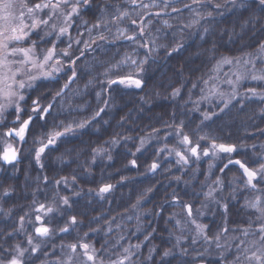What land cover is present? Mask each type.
Masks as SVG:
<instances>
[{"label": "trees", "instance_id": "obj_1", "mask_svg": "<svg viewBox=\"0 0 264 264\" xmlns=\"http://www.w3.org/2000/svg\"><path fill=\"white\" fill-rule=\"evenodd\" d=\"M224 3L175 0L173 8L179 11L172 8L169 14L160 15L169 21L168 27L162 26L167 31L158 30L159 23L145 29L141 22L146 15H140L136 27L129 28L128 36H135V40L119 37L112 41L105 35V40L98 39L100 27L104 30L111 22L121 21L114 18L124 9V0H93L83 10L84 26L94 24L95 28L90 32L81 27L75 33L73 29L70 40L61 47L66 49L73 40L71 57L65 59L79 57L74 65L76 78L70 83L58 79L40 94L31 92L23 103L27 110L24 118L31 112L32 100H39L41 107L51 105L50 113L45 120L35 119L25 141L16 144L19 162L0 161V185L7 188L0 199L5 214H9L8 220L0 221V259H10L17 246L25 245V264H58L67 258L66 245L80 242L94 246L105 264L124 259L126 248L130 259L125 264H234L239 250L252 247V241L258 240L254 235L258 223H254L255 213L246 203L261 193L245 186L246 177L237 165L225 168L228 161L222 159L216 164L195 159V164L187 165L177 158H164L154 147L150 152L139 148L147 136L173 131L188 135L193 145L200 147L213 141L234 144L238 151L233 158L250 168L264 163V99L243 98L249 89L264 95V81L245 80L242 95L226 103L206 100L216 83L219 60L227 58L264 70L259 57L263 53L264 13L253 0H248L252 5L248 11L231 5L215 8ZM251 16L257 19L245 26ZM188 31L191 34L185 39ZM148 38L152 57L145 66L143 87H109V77L134 71L130 67L131 42L138 45ZM118 64V69L113 68ZM176 90L179 94L173 95ZM205 115L211 118L206 120ZM77 121L87 124L46 149L42 166L38 165L37 138L58 122L76 127L78 123L73 122ZM154 163L158 167L152 170ZM17 166L13 177L11 171ZM105 185L112 186L110 191L100 193ZM6 191L10 194L4 195ZM209 191L211 197L206 195ZM65 197L68 205L63 203ZM37 199L53 207L47 220L53 228L48 237L37 236L27 220V201ZM184 205L192 206L191 217ZM72 217L77 220L74 225ZM192 220L205 226L207 240L198 235ZM62 228L68 231L62 232ZM29 237L32 245L28 244ZM37 245L39 251L32 253L31 248ZM81 251L78 248L77 252ZM166 251L171 255L165 257ZM81 260L86 257L79 256L75 264Z\"/></svg>", "mask_w": 264, "mask_h": 264}, {"label": "snow or ice", "instance_id": "obj_2", "mask_svg": "<svg viewBox=\"0 0 264 264\" xmlns=\"http://www.w3.org/2000/svg\"><path fill=\"white\" fill-rule=\"evenodd\" d=\"M132 4H136V0H131ZM193 3L202 4V0H193ZM256 8L264 13V0H253ZM231 5L232 8L242 9L248 11L252 5L248 3V0H225L224 4H216L215 8L220 9ZM90 6V0H0V117L9 109H13L15 112L14 124L19 125L18 127L10 128L5 136L13 137L17 139L18 142H24L26 135L30 131V126L33 121L37 118L40 120H45L47 115L50 113L51 105L47 107H41L39 100H32L31 112L27 114L26 119H22L26 113V109L22 107L23 103H26L25 92L29 89H34L37 87V82L40 80H52L56 78V74L63 70V64L58 57L57 53V43L62 42V38L69 35V29L72 28L73 18L80 15L81 7ZM143 8H149L154 5L143 4ZM165 7H168L167 0H165ZM185 7H190L186 5ZM174 12L179 11V9H172ZM155 15H161L160 12L155 13ZM211 16V13L208 14ZM127 12H121L116 19H123L127 17ZM257 19L255 16L249 17V20L245 22H252ZM59 21V23H57ZM198 23V21H194ZM132 24H136L135 20L131 21ZM167 23V22H165ZM98 26V25H97ZM243 27V26H242ZM140 34L143 35V29H141ZM36 39H33V37ZM120 36L124 39L135 40V36H128L123 31L120 32ZM55 37V39H51ZM99 40H105L106 37L100 35ZM77 44L80 43L79 40L75 41ZM95 41H93L94 43ZM41 43L51 44L50 47L40 49L39 45ZM142 47L144 45H141ZM72 47L69 43L68 48L61 49L59 52L60 56L71 57L69 49ZM88 44H85V48ZM261 51H264V44L260 45ZM83 54V53H82ZM79 57L70 60L72 68V76L69 77V83L76 78L75 63ZM146 62V61H145ZM225 63H232L231 60L224 58ZM123 63V62H121ZM132 64H136V61H132ZM143 63V62H142ZM118 65H114L113 68L118 69ZM139 71H143L142 68ZM104 75L109 76V72L105 71ZM244 77H237V80L243 79ZM253 80L264 81V75L252 76ZM91 83V81H89ZM107 84L109 87L112 85H123L125 87H135L142 88L144 81L139 77V72L136 75L129 73L127 75L118 76V78H108ZM64 88L68 87L66 83ZM249 92L253 96L257 95L256 89H249ZM179 90L173 95H178ZM56 95H60L57 92ZM264 99V95L261 96ZM227 107V104L225 105ZM101 111H103L101 109ZM99 115V113H97ZM211 117L205 115V119H210ZM87 122H81L76 125V128L82 129L86 126ZM59 126H55L53 130L45 133L44 140L40 141V147L35 149V160L37 164L40 163V159L46 149L54 146L58 140L61 138L74 133L76 129L72 125H66L63 127V131L57 130ZM182 135V133H177ZM204 140L205 137H201ZM115 143V141H114ZM143 143V142H142ZM182 144L192 145V140L188 135H183ZM211 153L208 149H204L202 155L207 157L210 154L215 156L217 154H232L238 151L237 146L234 144L226 143H216L213 141L210 145ZM200 145L197 143L195 146H190L187 148V152L195 157L197 160L200 159L201 152L199 151ZM176 155L184 163L188 162V156L176 152ZM19 159V150L14 147L13 143L5 140L4 147L0 151V161L6 164H15ZM132 165H136V161L133 160ZM234 164L242 170L243 175L246 177L245 186L252 190H255L261 195L255 196L252 200L247 201L246 207L252 209L255 213L254 223H258V228L254 235L258 236V240L252 241V247H245L240 251V255L235 257L234 264H241L243 259L244 264H264V187H258V185L264 184V163H261L259 168H250L241 160H228V164L224 167L227 168L229 165ZM42 166V165H41ZM158 167L157 164L151 166L152 170ZM46 179V178H45ZM60 183V181H57ZM66 183V181H65ZM216 183H220L219 180ZM111 185H105L100 188V193H106L110 191ZM4 195H8L6 191ZM207 196L211 197L213 195L212 191H209ZM63 203L68 205V198H63ZM187 210L189 217L192 216V206L184 205ZM44 211L45 215L53 212L52 207H46L41 204L37 211ZM24 218L21 217V223H23ZM36 221L40 222V226L35 228V233L39 237H48L51 234V229L44 226L41 216H36ZM197 230L198 235H204V239L207 240L205 226L196 223L195 220L191 221ZM71 223L74 225L77 223L75 217H72ZM62 232H67L68 228H62ZM227 231V229H224ZM248 230H244V235L247 236ZM87 235V234H86ZM219 240V235L215 237ZM195 243V240H193ZM243 243V242H242ZM28 244L32 245L33 240L31 237L28 239ZM219 247V244H217ZM69 250L66 253V259L58 261V264H75V261L79 259V256L86 257V260H81L79 264H105L102 257L98 255L97 249L88 243H71L66 245ZM139 245H137V248ZM82 249L81 253L77 250ZM27 249H22L20 246L16 248V254L11 256L10 259L6 261L0 260V264H25V253ZM32 253L39 251V246H33L31 248ZM125 256L124 259L109 260V264H125V260H129L130 256L129 249H124ZM249 252L251 253L249 255ZM171 255L170 251H166L164 256L167 257Z\"/></svg>", "mask_w": 264, "mask_h": 264}, {"label": "rangeland", "instance_id": "obj_3", "mask_svg": "<svg viewBox=\"0 0 264 264\" xmlns=\"http://www.w3.org/2000/svg\"><path fill=\"white\" fill-rule=\"evenodd\" d=\"M124 1H125L124 9L118 10V12H120V13L121 12H127L128 16L124 17L123 19H121L120 22H118L116 24H114V22H111L110 24H108V28L107 29L103 30L100 27L99 30H97V31L101 32V33H99V35H105L108 38H110L112 41L115 40L116 38L121 37L120 36V32L121 31H123L126 35H128V33L130 31L129 28L134 27V25L136 27V24H132V23H130L129 27H127L128 21L129 20H131V21L135 20L136 21V19L140 15H146V17H145L146 20H147L146 23L145 24L143 23L145 18L141 22V24L143 25V27H145V29H152L153 28V26H152L153 23H159V25H158L159 27L157 29L161 30L163 32L167 31L164 28L162 29V26L163 27H168L169 21L166 20L165 18L163 19L160 15L159 16L155 15V13L160 12L161 15L169 14L170 11H168V9H172L173 8L172 3H173V1L175 2V0H167L168 7L164 6L165 5V0H136V4L135 5L132 4L131 0H124ZM32 2H36V0H32ZM141 2L143 4H149V5H154V6H151L149 8H143L141 6ZM91 3H93V0H90V6L92 5ZM87 7L88 6L81 7L80 15L73 18V21H72L73 26H72V28L69 29V35H66L65 37H63L62 38V42H58L57 43V53H58V57L57 58H59L61 60V62L63 64V70L56 74V78L55 79L38 81L37 82V87H35L34 89H29V90H27L25 92L26 99L29 98V96H30L32 91L34 92L35 95L36 94H40L42 91L46 90L48 85L52 86L53 84H55V82L58 79H62L63 81L67 82V80H69V77L72 76V66H71L70 61H66V59H65L66 57L60 56L59 52L62 49L61 47H63L65 45L66 41L70 40L69 36L72 34L73 29H74L73 33H75L76 32L75 29H80L81 27H83L85 30H89L90 32H92L93 29L95 28L96 25H94V24H92V26L89 27V28H86L84 26L87 23V21L84 18V16L82 15L83 14L82 12ZM166 11H167V14H166ZM120 13H118L117 15H119ZM205 15H208V14L206 13ZM114 19H116V17ZM165 22H167V23H165ZM57 23H59V21ZM151 34H153V33L151 32ZM190 34H191L190 31L185 32V39ZM33 39H36V37L34 36ZM51 39L54 40L55 37H52ZM72 43H73V40H72L71 44ZM85 44H87V43L85 42ZM141 45H144V46L142 47ZM50 46H51V44L41 43L39 45V48L43 49V48H47V47H50ZM130 46H131V49H132V56H130L129 54L128 55H129L130 59H132V61H136L135 65L130 63V65H131L130 67L134 68L135 72L132 69H130L126 74L132 73L133 75H136L139 72V77L143 80L144 73H145V66H146L147 62L152 57V54H151L152 53V43H151V41H149V38H148L146 43L142 42V43H140L138 45H135L134 43L131 42ZM130 46H129V49H130ZM66 48H68V45H66ZM259 57H260V59L261 58L263 59V64H264V51H263L262 54L259 55ZM222 60H219V63L217 64L218 70L216 71L217 72V75H216V78H215L216 83H215V85L212 88H210V90H209L210 93H207V96H209V98H207L206 100H208V101H212V100H222L223 101L224 100L225 103L229 102L234 97H238V96L242 95L241 88L244 85L245 80H248L249 78H252L253 75H256V76L264 75V70L261 69V67H252V68H250V66H245V64L240 62V61L235 63L234 60H231L232 63L229 64V63H225ZM135 68H136V70H135ZM140 68L143 69L142 72L139 71ZM252 72L254 74H252ZM122 75H124V74H121L119 76H122ZM238 76L244 77V78L240 79V80H237ZM57 83H60V80ZM58 85L59 84H57V86L56 85H54V86L57 88ZM248 96L250 98H253V99H261V95L259 93H257V95H255V96H253L252 93L249 92V90L247 92H245V95H244L243 98H246ZM83 104L90 108V106L87 103H83ZM22 107H23V104H22ZM15 118H16L15 117V112H14L13 109H9L7 112H5L3 114V117H0V146H1V151H2V149L4 147V141L5 140L13 143V145L18 148V146L16 145V144H18L17 139H15L13 137L5 136V133L10 128L19 126V125H16V124L13 123ZM22 119H25L24 116L22 117ZM74 123L77 124L78 121L77 122H73V124ZM69 124L65 123V122H58V124L55 125V126H59L57 130L63 131V127L66 126V125H69ZM70 125H72V124H70ZM72 127L74 129H76L75 132L78 131V128H76L74 125H72ZM51 130H53V128ZM2 131H3V134H1ZM177 133H175L173 131H169L167 133H164L163 135L162 134H156L154 136H147L146 138L143 139V141H142L143 143H142V145L139 148H142L143 149L142 151L147 150L148 152H150L151 151L150 148L154 147L155 149H157L158 153L163 154L164 158H171V159L177 158V159H179V161L181 163L187 164V165L195 164V162L193 160H195L196 158L192 157L191 154L187 152V148L188 147L195 146V145H193V143H192V145H184V144H182L181 141H182L183 136L180 137L181 135H178ZM179 133H181V132H179ZM72 134L73 133H71V134H69V135H67L65 137H68V136H70ZM44 136H45V134H44ZM44 136L41 135V136H39L40 139H38L39 137L37 138L38 143H40L41 140H44V142L46 143V139H44ZM57 142H59V140ZM57 142H56V144H57ZM211 143H209L205 147H200L199 151L201 152V156H200L199 160L204 159V160H208L210 162H213L215 164L220 159L227 160V161L229 159L235 160L233 158L234 153H232V154H217L215 156L210 154L207 157L203 156L202 152H203L204 149H208L209 152L211 153V151H212L211 148H210ZM216 143H218V142H216ZM40 146L41 145H39L38 147H40ZM46 151H45V153H46ZM176 152H180L181 154L187 155L188 156V162L184 163L183 161H181L180 158L176 155ZM44 155L45 154L43 153L42 156H41V159H40V163L38 164L40 166L42 165V161H43V156ZM18 167H20V166L14 167L13 170L11 171L13 177L16 176V173H17V171L19 169ZM1 169L3 171V168H2L1 162H0V173H1ZM11 173H9V175ZM6 189L7 188H5V187L2 188V185H0V198H2L3 191H5ZM7 192H8V195H9L10 192L9 191H7ZM38 199L34 203H31V202L27 201V203H28L26 205L27 206L26 208H28L27 212H26V215L28 216L27 220H28L29 223L32 224L33 229L35 230L36 227L40 226V222L36 221V216L37 215L41 216L44 226L49 227L51 229V233H52V229H53V228H51L52 225L47 222V220L50 219L52 212L48 213L47 215H45L43 210L39 211V212L37 211V209L40 207L41 204L45 205L46 207H51V205H48L47 201H40ZM4 208L5 207L3 205L2 199H0V221L8 220V218H9V214H5V209ZM23 230H24V224L22 223L20 225V231L22 232ZM20 248L28 249V246L21 245ZM9 258H11V257H9ZM0 260H2V259H0ZM4 261H6V260H4ZM76 264H79V262H77ZM198 264H204V263H198Z\"/></svg>", "mask_w": 264, "mask_h": 264}, {"label": "water", "instance_id": "obj_4", "mask_svg": "<svg viewBox=\"0 0 264 264\" xmlns=\"http://www.w3.org/2000/svg\"><path fill=\"white\" fill-rule=\"evenodd\" d=\"M14 147H16V146H14ZM17 148V147H16ZM18 149V148H17ZM19 150V149H18ZM21 160V156H20V151H19V159H18V161L17 162H19ZM16 162V163H17ZM4 163V162H3ZM4 164H6V163H4Z\"/></svg>", "mask_w": 264, "mask_h": 264}]
</instances>
